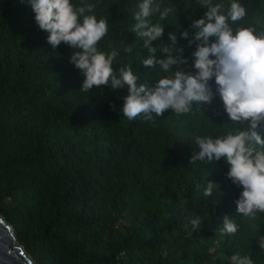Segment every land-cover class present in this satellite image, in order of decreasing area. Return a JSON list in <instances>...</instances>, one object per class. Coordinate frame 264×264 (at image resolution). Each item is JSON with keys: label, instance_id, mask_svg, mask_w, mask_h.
Instances as JSON below:
<instances>
[{"label": "trees", "instance_id": "1", "mask_svg": "<svg viewBox=\"0 0 264 264\" xmlns=\"http://www.w3.org/2000/svg\"><path fill=\"white\" fill-rule=\"evenodd\" d=\"M84 2L108 21L98 48L119 50L117 74L130 67L137 86L168 75L141 63L150 53L131 28L142 0ZM155 2L172 9L166 20L158 13L149 17L164 27L152 42L157 58H165L160 49L171 45L173 33L187 59L180 67L195 73L196 44L180 34L205 9L198 0ZM239 2L246 16L231 26L264 31V0ZM47 36L29 4L0 0V217L35 264H231L233 254L264 264L258 245L264 213L237 212L243 189L227 177L223 158L190 163L200 150L197 137L248 126L232 123L215 78L210 103L193 104L187 114L169 109L154 121H129L121 110L127 88L79 91L85 77L69 62L76 50L64 43L53 49ZM128 46L131 53L123 51ZM256 131L264 138V126ZM208 181L219 186L211 196L203 194ZM226 215L238 225L235 234H222Z\"/></svg>", "mask_w": 264, "mask_h": 264}, {"label": "clouds", "instance_id": "2", "mask_svg": "<svg viewBox=\"0 0 264 264\" xmlns=\"http://www.w3.org/2000/svg\"><path fill=\"white\" fill-rule=\"evenodd\" d=\"M21 2L31 6L36 24L48 33L47 42L53 49L64 43L76 50L72 51L69 62L85 77L79 91L89 92L103 85H110L112 89L127 88L121 110L129 121L138 117L154 121V117L163 116L169 109L177 115L187 114L193 104L210 103L213 92L209 82L214 77L216 92L232 123L247 122L248 126L221 137H197L195 144L200 150L191 157L190 163L223 158L229 166L227 177L243 189L236 201L237 212L252 218L264 213V138L256 131L258 126H264V31L257 33L252 26L235 29L231 26L246 16L239 0H229L227 6L213 0H198L199 7L205 9L203 17L192 20L190 30L180 34L189 45L196 44L192 53L195 73L180 67L187 64V59L183 48H175L177 37L173 33H169L171 45L160 49L165 58H157V48L152 42L162 37L164 27L149 17L158 13L159 20H166L172 9L165 6L161 10L155 0H142L138 10L133 11L136 23L131 28L143 38V46L150 53L141 63L146 68L159 66L168 74L151 86H137L138 77L130 67L120 68L118 74L114 71L113 61L119 50L107 53L99 50L98 44L109 28L105 18L97 19L92 14L95 4L84 0L78 6L72 0ZM123 51L131 53L132 47H125ZM173 51L178 55L173 56ZM173 66H177L175 71ZM214 188L219 186L208 181L203 194L211 196ZM199 223V218L192 221L194 228ZM237 230L238 225L230 216H224L222 234H235ZM258 245L264 249V236L259 238ZM230 262L253 264L250 257L239 254H233Z\"/></svg>", "mask_w": 264, "mask_h": 264}, {"label": "water", "instance_id": "3", "mask_svg": "<svg viewBox=\"0 0 264 264\" xmlns=\"http://www.w3.org/2000/svg\"><path fill=\"white\" fill-rule=\"evenodd\" d=\"M16 241L11 226L0 217V264H35Z\"/></svg>", "mask_w": 264, "mask_h": 264}]
</instances>
